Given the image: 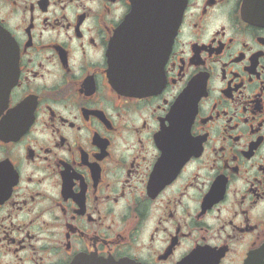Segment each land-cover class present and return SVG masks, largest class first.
Returning <instances> with one entry per match:
<instances>
[{
    "label": "flooded vegetation",
    "instance_id": "af4514ba",
    "mask_svg": "<svg viewBox=\"0 0 264 264\" xmlns=\"http://www.w3.org/2000/svg\"><path fill=\"white\" fill-rule=\"evenodd\" d=\"M181 4L0 0V264H264V0Z\"/></svg>",
    "mask_w": 264,
    "mask_h": 264
},
{
    "label": "water",
    "instance_id": "95a60500",
    "mask_svg": "<svg viewBox=\"0 0 264 264\" xmlns=\"http://www.w3.org/2000/svg\"><path fill=\"white\" fill-rule=\"evenodd\" d=\"M132 10L127 15L123 33H126L121 39V43L129 42L124 56L127 60L128 51H135L139 55L146 56L147 52L152 49L150 44L162 43V52L165 47H168L173 41L178 24L180 23L184 5L181 0H131ZM11 40L7 38V57L8 62V77L0 85V109L6 104L8 94L14 86V69L12 64ZM158 43V45H159ZM161 52V53H162ZM158 56H162V54ZM70 264H131L122 261L96 259L92 257H78Z\"/></svg>",
    "mask_w": 264,
    "mask_h": 264
}]
</instances>
